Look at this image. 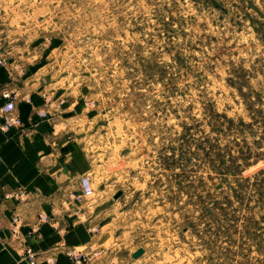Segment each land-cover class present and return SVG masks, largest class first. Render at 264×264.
<instances>
[{
  "label": "rangeland",
  "instance_id": "obj_1",
  "mask_svg": "<svg viewBox=\"0 0 264 264\" xmlns=\"http://www.w3.org/2000/svg\"><path fill=\"white\" fill-rule=\"evenodd\" d=\"M0 64L76 113L120 257L264 264V0H0Z\"/></svg>",
  "mask_w": 264,
  "mask_h": 264
},
{
  "label": "crops",
  "instance_id": "obj_2",
  "mask_svg": "<svg viewBox=\"0 0 264 264\" xmlns=\"http://www.w3.org/2000/svg\"><path fill=\"white\" fill-rule=\"evenodd\" d=\"M41 70L0 64V95L15 97L24 121L0 130V264H31L28 248L36 264H76L72 251L84 255L81 264H131L136 249L119 256L106 208L81 196L92 163L71 135L76 113L59 103Z\"/></svg>",
  "mask_w": 264,
  "mask_h": 264
},
{
  "label": "built area",
  "instance_id": "obj_3",
  "mask_svg": "<svg viewBox=\"0 0 264 264\" xmlns=\"http://www.w3.org/2000/svg\"><path fill=\"white\" fill-rule=\"evenodd\" d=\"M5 95V94H4ZM1 96L0 95V130L6 132L13 128H21L24 126L23 119L16 113V101L14 96ZM6 97V98H5ZM44 116L45 114L42 113ZM82 194L84 198H90L94 194V188L92 187L91 178L89 175H85L81 178ZM16 220V219H15ZM37 229H32L29 236H33ZM26 257L31 264H36L35 253L32 249L28 248L25 251ZM70 258L76 263L81 264L84 255L76 251L69 253Z\"/></svg>",
  "mask_w": 264,
  "mask_h": 264
},
{
  "label": "water",
  "instance_id": "obj_4",
  "mask_svg": "<svg viewBox=\"0 0 264 264\" xmlns=\"http://www.w3.org/2000/svg\"><path fill=\"white\" fill-rule=\"evenodd\" d=\"M73 114L72 113H69V114H65L66 117L68 116H72ZM144 253V249L140 248L138 250H136L134 253H133V258L134 259H138L140 258Z\"/></svg>",
  "mask_w": 264,
  "mask_h": 264
}]
</instances>
